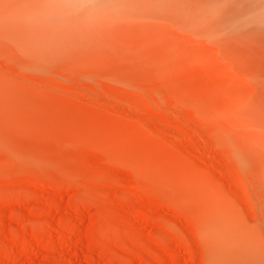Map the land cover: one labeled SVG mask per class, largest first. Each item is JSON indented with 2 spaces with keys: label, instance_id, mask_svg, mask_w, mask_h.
I'll use <instances>...</instances> for the list:
<instances>
[{
  "label": "rangeland",
  "instance_id": "374dc122",
  "mask_svg": "<svg viewBox=\"0 0 264 264\" xmlns=\"http://www.w3.org/2000/svg\"><path fill=\"white\" fill-rule=\"evenodd\" d=\"M60 2L0 0V264H264V0Z\"/></svg>",
  "mask_w": 264,
  "mask_h": 264
},
{
  "label": "clouds",
  "instance_id": "9594fccd",
  "mask_svg": "<svg viewBox=\"0 0 264 264\" xmlns=\"http://www.w3.org/2000/svg\"><path fill=\"white\" fill-rule=\"evenodd\" d=\"M109 0H61L60 7L73 12L103 13Z\"/></svg>",
  "mask_w": 264,
  "mask_h": 264
},
{
  "label": "bare ground",
  "instance_id": "6f19581e",
  "mask_svg": "<svg viewBox=\"0 0 264 264\" xmlns=\"http://www.w3.org/2000/svg\"><path fill=\"white\" fill-rule=\"evenodd\" d=\"M173 127H171V129H172ZM190 128V127H189ZM195 129V128H194ZM174 131V130H173ZM175 132V131H174ZM191 133H196L194 130H193V127H192V129H189V130H186L185 131V134H184V141L185 142H187V143H189V144H193V138H192V136H191ZM177 135H179L180 134V131H178V133H176ZM182 135V134H181ZM183 136V135H182ZM204 144V143H203ZM188 145V144H187ZM229 177V176H228ZM227 179V178H226ZM229 179V178H228ZM228 181V180H227ZM228 183V182H227ZM7 250V249H6ZM9 252V251H8ZM7 251H4L3 253H4V256L5 257H9V253H8ZM76 254V253H75ZM74 256V255H73ZM79 256V255H78ZM78 256H74V257H77V259H78ZM80 257V256H79ZM78 260H80V259H78Z\"/></svg>",
  "mask_w": 264,
  "mask_h": 264
}]
</instances>
